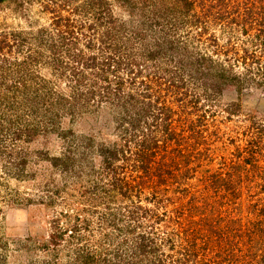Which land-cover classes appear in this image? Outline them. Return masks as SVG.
<instances>
[{"label": "rangeland", "instance_id": "374dc122", "mask_svg": "<svg viewBox=\"0 0 264 264\" xmlns=\"http://www.w3.org/2000/svg\"><path fill=\"white\" fill-rule=\"evenodd\" d=\"M183 4L0 0V264L177 258L161 231L156 252L140 246L153 218L131 217V130L145 128L155 103L171 107L177 132L203 116L207 134L185 157L175 144L166 150L182 171L168 177V195L191 208L178 231L206 228L211 264H264V51L214 23L210 45L192 20L207 6ZM246 50L253 57L240 59ZM171 80L178 87L167 91ZM247 149L257 152L254 165L227 188L214 181L222 160ZM158 199L143 190L139 202L160 214Z\"/></svg>", "mask_w": 264, "mask_h": 264}, {"label": "trees", "instance_id": "16d2710c", "mask_svg": "<svg viewBox=\"0 0 264 264\" xmlns=\"http://www.w3.org/2000/svg\"><path fill=\"white\" fill-rule=\"evenodd\" d=\"M185 2L183 6L186 7L185 11H189L192 6L201 5V11H204V7L207 6L205 11H208V15H199L193 20L194 29L196 28V34L198 37H203L208 34L209 25L212 23L218 25L222 33L229 34V38L232 37L234 32H240V34L249 37V43L257 42L256 45H261V50L264 51V0H241L236 4H227L226 0H218L217 3H211L207 5V0H203L200 4H195L194 0H182ZM212 2V0H209ZM218 6V8H217ZM215 9V10H213ZM243 9L242 12H239ZM211 18L213 20H211ZM253 30V33H251ZM210 43L216 39L215 35L208 34ZM212 40V41H211ZM211 43L210 45H212ZM214 47V45L212 46ZM218 53L219 49L213 48ZM262 51V52H263ZM253 54L245 51L244 56ZM238 57V56H237ZM201 62H213L210 56L201 55L198 58ZM254 59V58H253ZM208 64V63H207ZM209 67V66H208ZM205 68V67H204ZM209 71L208 68L203 69ZM237 74H232L229 78H237ZM224 79V75L220 73L215 81ZM216 84L218 82H215ZM217 86V85H216ZM120 87V85L118 86ZM174 87H178L170 82L167 91L172 90ZM116 94H119L114 91ZM114 93V94H115ZM120 95V94H119ZM153 92H147V97H153ZM132 96V94H131ZM160 97V96H155ZM199 98V97H198ZM197 98H195V101ZM153 100L149 99L148 104L151 106ZM156 102V101H155ZM180 102H183L180 99ZM157 109L154 108L151 111L153 114L150 117V121L146 124L142 130H131V162L133 163L131 170V217H138L144 214L145 216L152 217V232L150 234H142L139 236L140 246L147 248L150 247L151 251H157V245L153 243L154 234L161 231V240L169 244L171 249H176L178 253L177 258L166 259L159 258L162 264H182L184 263H195V264H211L212 259L207 258V250L209 249L208 243L211 240L210 235L204 234L207 229L204 228V232L198 234L197 229L187 228V234L184 236L180 231L183 225V218L185 215H191V208H182L179 202L173 200L167 191V185L170 184L168 177L177 176L181 178L182 171L179 168V164L174 161H170L168 150V144H175L177 151L183 152L185 157L190 147H197L200 143L203 144L206 141L207 134H204L203 116H200L196 122H185L183 124V130H178L172 123L171 118V107H164L157 105ZM160 134L161 140L158 139L157 134ZM120 151V150H118ZM197 151L199 148L197 147ZM257 154L254 150L247 149L242 156H239L236 160L221 161V165L224 167L223 172L220 173L214 181H221L224 183V187L227 188L229 180L232 176L241 175L242 170L240 167H246L247 165H254L253 157ZM180 157V155H179ZM185 159V158H183ZM187 162V159L186 161ZM192 163L189 162L188 165ZM222 169V168H221ZM241 170V172H240ZM212 175V174H210ZM212 176H209L208 182ZM146 190L152 197L159 196V206L165 207L160 214H156L152 210H148L144 204L139 202L141 199V193ZM169 206L173 207L170 208ZM261 211V214H260ZM258 214L263 215L264 209L262 208ZM173 213V214H172ZM184 215V216H183ZM183 216V218H182ZM261 217V216H260ZM139 220V218L137 219ZM162 224L166 225V229L159 228ZM164 227V226H163ZM171 230V231H169ZM176 235V236H175ZM213 239V238H212ZM180 240L181 243L176 244V241ZM198 240H200L198 242ZM178 246V247H177ZM204 262H201L200 260ZM166 261H168L166 263ZM219 264V263H218Z\"/></svg>", "mask_w": 264, "mask_h": 264}]
</instances>
